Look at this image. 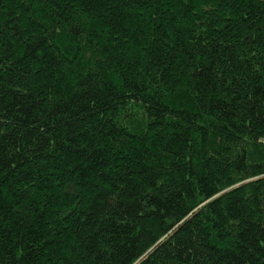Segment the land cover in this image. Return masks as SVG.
Segmentation results:
<instances>
[{
    "label": "trees",
    "instance_id": "obj_1",
    "mask_svg": "<svg viewBox=\"0 0 264 264\" xmlns=\"http://www.w3.org/2000/svg\"><path fill=\"white\" fill-rule=\"evenodd\" d=\"M0 264H264V0H0Z\"/></svg>",
    "mask_w": 264,
    "mask_h": 264
}]
</instances>
